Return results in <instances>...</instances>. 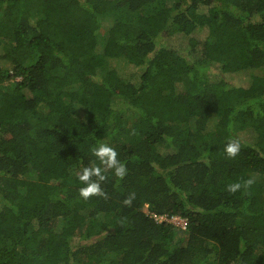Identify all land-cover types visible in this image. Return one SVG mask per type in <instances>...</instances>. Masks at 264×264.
Returning a JSON list of instances; mask_svg holds the SVG:
<instances>
[{"label":"trees","instance_id":"1","mask_svg":"<svg viewBox=\"0 0 264 264\" xmlns=\"http://www.w3.org/2000/svg\"><path fill=\"white\" fill-rule=\"evenodd\" d=\"M0 264H264V0H0Z\"/></svg>","mask_w":264,"mask_h":264},{"label":"clouds","instance_id":"2","mask_svg":"<svg viewBox=\"0 0 264 264\" xmlns=\"http://www.w3.org/2000/svg\"><path fill=\"white\" fill-rule=\"evenodd\" d=\"M240 150V144L237 140H230L224 145V152L229 157H235ZM92 155L99 161L100 166L84 167L80 173L77 174V179L82 183L79 189V194L82 198L87 199L93 195H102L100 182L105 180V168L113 169L116 177H123L126 173V168L123 163L117 159V152L111 145L107 143H100L91 149ZM92 177L96 179L93 180ZM249 179L245 181V185L251 184ZM241 187L240 183H232L227 185V190L235 192Z\"/></svg>","mask_w":264,"mask_h":264},{"label":"built area","instance_id":"3","mask_svg":"<svg viewBox=\"0 0 264 264\" xmlns=\"http://www.w3.org/2000/svg\"><path fill=\"white\" fill-rule=\"evenodd\" d=\"M148 213L157 223H163V222L170 223L175 228L181 231H186L188 229V220L179 215L167 216V215H156L150 212Z\"/></svg>","mask_w":264,"mask_h":264},{"label":"rangeland","instance_id":"4","mask_svg":"<svg viewBox=\"0 0 264 264\" xmlns=\"http://www.w3.org/2000/svg\"><path fill=\"white\" fill-rule=\"evenodd\" d=\"M199 35L198 37L199 38H202L204 36V33H199L197 34ZM186 42V37H178V43H184ZM122 65H119L118 67L120 68ZM122 73L125 75V76H130V75H133L135 74L134 72V69L130 68V67H121V70ZM227 77L230 78L231 82H233L234 84H240V85H243L245 83V78L242 77V76H236V75H228ZM186 83H188V86H190V81H187ZM148 210L146 209V212Z\"/></svg>","mask_w":264,"mask_h":264}]
</instances>
